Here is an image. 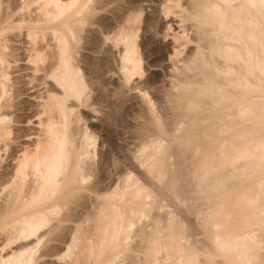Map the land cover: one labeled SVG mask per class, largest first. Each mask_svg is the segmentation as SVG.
I'll return each instance as SVG.
<instances>
[{
	"label": "bare ground",
	"instance_id": "bare-ground-1",
	"mask_svg": "<svg viewBox=\"0 0 264 264\" xmlns=\"http://www.w3.org/2000/svg\"><path fill=\"white\" fill-rule=\"evenodd\" d=\"M0 264H264V0H0Z\"/></svg>",
	"mask_w": 264,
	"mask_h": 264
},
{
	"label": "rangeland",
	"instance_id": "rangeland-1",
	"mask_svg": "<svg viewBox=\"0 0 264 264\" xmlns=\"http://www.w3.org/2000/svg\"><path fill=\"white\" fill-rule=\"evenodd\" d=\"M147 2L148 1H144V3H146V4H144V5H147ZM149 4H151V6H149L147 9H146V11L144 12V16H145V14L147 13V12H151V11H149V9H152L153 8V6H154V2H148ZM148 10V11H147ZM157 14V15H156ZM154 19H155V21H156V23L158 24V27H162V26H164L163 25V23H165L168 19H170L169 17L167 18V19H165L164 17H162V15L159 13V12H154ZM159 19V20H158ZM165 19V20H164ZM164 20V21H163ZM160 21V22H159ZM161 22H163V23H161ZM162 26H161V25ZM160 25V26H159ZM160 37H158V40H159V43L160 44H164V42H165V40H161V35H159ZM169 38H171V36L170 37H167V41L166 42H168V40H169ZM161 41H162V43H161ZM169 42H171V40L169 41ZM150 72V70L148 71V73ZM133 91V93L131 92V96H130V99H131V97H132V99L130 100V103L133 101V103H135L134 101H136V100H138V98H137V92L135 91V90H132ZM136 96V97H135ZM24 97H27V95H24ZM29 98H31V99H34L33 97H31V96H29ZM87 108V107H86ZM86 108H83L84 110H88V108L86 109ZM89 114H95V115H100V113H92V111H91V113L89 112ZM35 119V118H34ZM94 119V118H93ZM128 120V119H127ZM97 120L96 119H94V122H96ZM120 122V121H119ZM117 122L116 123V125H118V126H115V125H113V127H112V134H113V138L115 139V141L116 142H120L119 144H124V145H126V144H128L129 143V141L131 140V139H133L131 136L132 135H130L131 134V130L129 129V128H127L126 127V125L124 124L125 123V121L123 120V122ZM126 122H128V121H126ZM27 124V125H26ZM25 127H27L28 125H30V126H34V127H37L36 125H38L37 124V122H35V123H31V124H28V123H24L23 124ZM114 129V130H113ZM34 130V129H33ZM133 133V132H132ZM22 139H24V138H22ZM190 215V214H189ZM191 217H193L192 215H190Z\"/></svg>",
	"mask_w": 264,
	"mask_h": 264
}]
</instances>
